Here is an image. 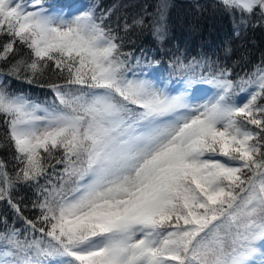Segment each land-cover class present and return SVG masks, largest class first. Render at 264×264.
<instances>
[{"label":"snow or ice","instance_id":"obj_1","mask_svg":"<svg viewBox=\"0 0 264 264\" xmlns=\"http://www.w3.org/2000/svg\"><path fill=\"white\" fill-rule=\"evenodd\" d=\"M219 4L241 26L264 19V0ZM105 21L95 5L0 0V61L13 56L0 77L51 68L64 78L49 85L47 105L0 81L20 165L13 174L0 161V200L19 215L10 192L31 184L40 212L25 220L28 234L4 223L0 264H250L257 255L264 264V61L234 82L227 69L177 58L182 87L170 89L133 70ZM156 33L163 38L162 24ZM17 44L27 58L13 55ZM199 84L214 89L202 101Z\"/></svg>","mask_w":264,"mask_h":264},{"label":"trees","instance_id":"obj_2","mask_svg":"<svg viewBox=\"0 0 264 264\" xmlns=\"http://www.w3.org/2000/svg\"><path fill=\"white\" fill-rule=\"evenodd\" d=\"M101 13L106 14V23L120 37L122 51L134 53L139 58V64L156 66L165 61L172 67L177 58L185 64L194 61L206 62L212 66V71L227 69L230 76L246 78L255 66L264 61V19L253 15L247 19V24L241 26L239 19L223 11L219 0H170L163 8V0H101ZM110 10V11H109ZM161 16L163 19L161 20ZM143 18L144 23L134 24L133 21ZM159 21L164 26V36L161 38L156 33ZM129 27L126 29L125 25ZM239 32V35H237ZM8 37L0 35V46L7 43ZM16 46V58H27L28 50L21 54ZM152 55L141 59L138 51H149ZM13 56L9 57V62ZM0 61V70H6L8 63ZM163 63V64H165ZM197 72H201L197 69ZM203 72H207L204 69ZM32 82L29 83L28 79ZM3 85L10 92H25L30 96L43 99H53L51 84H62L61 76L49 68L42 75L31 77L30 73L22 74L19 78L4 75ZM41 85L43 90L37 88ZM49 88V89H47ZM45 95V96H44ZM264 105V99L258 100ZM16 153L11 142L7 139V127L4 118L0 116V161H3L9 173H15L20 165L15 160ZM59 156V153H56ZM55 165L56 171L61 165ZM51 172V169L49 170ZM50 179L56 183L55 175ZM41 185L45 183L43 179ZM21 182L12 190L15 201L27 214L29 220L36 222L40 212L33 204L38 199V189L27 188ZM13 223V222H11ZM42 225L37 224V227ZM22 232L29 233L26 223L21 224Z\"/></svg>","mask_w":264,"mask_h":264},{"label":"rangeland","instance_id":"obj_3","mask_svg":"<svg viewBox=\"0 0 264 264\" xmlns=\"http://www.w3.org/2000/svg\"><path fill=\"white\" fill-rule=\"evenodd\" d=\"M164 4H165V7H166V2H164ZM86 7V5H84L83 7H82V9L81 10H83L84 8ZM26 48L24 47V46H22V45H20L19 46V50H18V52H20L21 54H24L26 51ZM214 91V90H213ZM212 94V93H211ZM210 94V95H211ZM200 99V98H199ZM203 99H205L204 97L202 98V99H200L201 101L203 100ZM246 99V98H245ZM10 196H11V192H10Z\"/></svg>","mask_w":264,"mask_h":264}]
</instances>
